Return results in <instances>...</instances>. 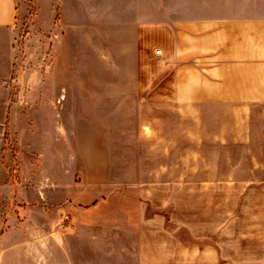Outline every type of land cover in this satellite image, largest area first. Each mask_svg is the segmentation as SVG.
<instances>
[{"label":"rangeland","instance_id":"rangeland-1","mask_svg":"<svg viewBox=\"0 0 264 264\" xmlns=\"http://www.w3.org/2000/svg\"><path fill=\"white\" fill-rule=\"evenodd\" d=\"M14 1L0 264H253L194 261L226 239L264 264V107L250 148L223 142L226 111L136 99L135 21L110 17L125 0Z\"/></svg>","mask_w":264,"mask_h":264},{"label":"crops","instance_id":"crops-1","mask_svg":"<svg viewBox=\"0 0 264 264\" xmlns=\"http://www.w3.org/2000/svg\"><path fill=\"white\" fill-rule=\"evenodd\" d=\"M125 4L127 13L110 17L135 21L136 99L226 111L218 131L223 142L247 145L257 126L254 109L264 107V0H125ZM15 17V1L0 0V26L13 24ZM245 245L240 239H226L219 255H196L194 261L260 262L261 254Z\"/></svg>","mask_w":264,"mask_h":264}]
</instances>
